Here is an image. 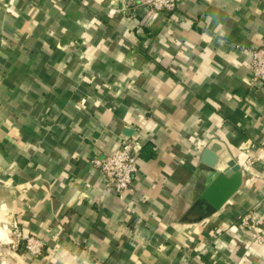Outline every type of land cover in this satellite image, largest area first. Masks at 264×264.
I'll list each match as a JSON object with an SVG mask.
<instances>
[{
    "label": "crops",
    "instance_id": "crops-1",
    "mask_svg": "<svg viewBox=\"0 0 264 264\" xmlns=\"http://www.w3.org/2000/svg\"><path fill=\"white\" fill-rule=\"evenodd\" d=\"M137 1L0 0V264H264V0ZM137 135L115 195L91 161ZM208 147L244 176L212 212L185 200Z\"/></svg>",
    "mask_w": 264,
    "mask_h": 264
},
{
    "label": "built area",
    "instance_id": "built-area-1",
    "mask_svg": "<svg viewBox=\"0 0 264 264\" xmlns=\"http://www.w3.org/2000/svg\"><path fill=\"white\" fill-rule=\"evenodd\" d=\"M178 7L177 0H138L128 6L129 10L142 9L147 18H153L164 13H173ZM250 86L264 84V47L250 51ZM143 149V141L140 135L123 141L112 152L104 154L101 158H94L91 163L103 176L107 190L115 195H122L134 181L138 172V161ZM258 159H248V166H254ZM243 230H256L257 221L253 215H247L240 220ZM14 242L11 249L16 250L22 240H25V248L32 258H39L44 251V242L35 237L24 238L17 225L12 228Z\"/></svg>",
    "mask_w": 264,
    "mask_h": 264
},
{
    "label": "water",
    "instance_id": "water-1",
    "mask_svg": "<svg viewBox=\"0 0 264 264\" xmlns=\"http://www.w3.org/2000/svg\"><path fill=\"white\" fill-rule=\"evenodd\" d=\"M132 132H127L130 136ZM244 181L241 166L232 159L223 160L208 147L194 175L190 196L191 204L203 201L208 208L221 210L241 189Z\"/></svg>",
    "mask_w": 264,
    "mask_h": 264
},
{
    "label": "trees",
    "instance_id": "trees-1",
    "mask_svg": "<svg viewBox=\"0 0 264 264\" xmlns=\"http://www.w3.org/2000/svg\"><path fill=\"white\" fill-rule=\"evenodd\" d=\"M207 211L212 212L213 208H211L210 210H207ZM207 211H205V214H207Z\"/></svg>",
    "mask_w": 264,
    "mask_h": 264
}]
</instances>
